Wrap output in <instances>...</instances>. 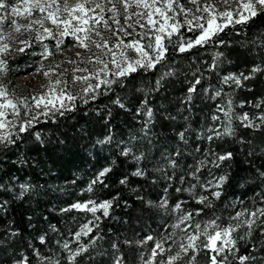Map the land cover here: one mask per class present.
Instances as JSON below:
<instances>
[{
  "label": "trees",
  "instance_id": "1",
  "mask_svg": "<svg viewBox=\"0 0 264 264\" xmlns=\"http://www.w3.org/2000/svg\"><path fill=\"white\" fill-rule=\"evenodd\" d=\"M20 1L6 3L15 6ZM178 24L181 27L171 39L182 34L185 46L201 34L184 20ZM221 26L223 30L203 45L185 52L170 46L155 68L111 79H122L123 84H103L83 93L87 103L81 93H75L73 111L40 119L19 135V125L11 128L8 136L14 143L0 145V264H40L41 257L45 264L48 260L71 264L69 253L61 247L65 241L70 250L95 241L76 257V264H116L120 258L123 264H143L141 257L148 260L154 245L149 241L140 246L137 241L148 235L159 239L186 227L192 230L191 221L180 229L170 227L176 214L157 206L164 198L169 209L180 203L187 212L196 213L194 221L202 226L210 220L222 227L240 224L231 234L236 245L225 250L224 264H240L243 256L253 258L245 264H264V216L258 212L264 209V120L260 119L264 115V11L259 9L246 22ZM163 37L167 43V35ZM26 59L25 53L12 59L7 75L25 67ZM255 68L261 70L253 72ZM166 72L173 75L161 79ZM227 76L240 78V83L224 82ZM192 87L196 91L190 92ZM227 153L232 159H216ZM106 167L112 169L103 178L107 186L97 184L93 192L84 191ZM137 170L144 175L134 176ZM221 176L227 180L214 188L209 182L219 183ZM122 179L127 184H121ZM190 190L208 196L212 206L197 204ZM214 191L222 196H212ZM89 198L97 203L111 200L113 205L108 217L97 212L99 229L77 241L75 233L85 222V213L61 210ZM243 210L257 215L242 216L239 222L232 219ZM87 217L92 219L91 213ZM245 219L254 221L251 227L243 223ZM180 240L177 233L170 236L165 248L171 246L175 252L173 241ZM193 255L198 264H211L212 256L223 261V255L209 247Z\"/></svg>",
  "mask_w": 264,
  "mask_h": 264
},
{
  "label": "snow or ice",
  "instance_id": "2",
  "mask_svg": "<svg viewBox=\"0 0 264 264\" xmlns=\"http://www.w3.org/2000/svg\"><path fill=\"white\" fill-rule=\"evenodd\" d=\"M111 2V0H110ZM116 3H122L125 8L133 6V4L136 7H149V0H131V3H125L124 0H115ZM159 0H153V3H158ZM166 7L169 11L173 10L174 6L179 5V0H164ZM190 2L194 5H199L200 0H190ZM228 0H225V3H227ZM236 2L239 4V9L237 10L236 14L240 16V20L237 21L239 22H246L249 17H255L258 15V10L257 6L260 7V11H264V0H236ZM62 10L68 14V18H63L62 23L57 21V15L56 13H59L61 11V7H55L52 11H49L48 16L45 19H50L53 24L56 25V30L59 32L60 37H64L66 34L69 32L72 33L73 39H77V33L81 30L88 32L91 31L92 29H85L83 28V25L88 24V19L84 18L80 20V27H77L73 25L71 28H69V25L72 24V20L78 17H74V13H85L86 15V4L89 3V0H60ZM26 5H31V8L36 9L39 12H44L46 8L50 7L48 5L47 0H44L42 3V0H25ZM57 0H52V5H56ZM97 8L103 9V5L101 4H96L95 5ZM11 9V13L14 15L19 14V5H10L6 3V0H0V11H7L8 9ZM114 13L116 11L115 9V4H113V8L111 9ZM181 11H185L183 8L180 9ZM204 11H208L207 8L203 9ZM242 10V11H241ZM25 11L30 12V8H26ZM157 12H159L160 16L167 22L169 17L165 14L164 11L160 10L159 8L156 9ZM247 12L248 16H244L242 13ZM137 15L143 16V13H138ZM151 13H148V19L149 22H152L151 20ZM219 15L223 16L225 19L231 20V17L233 15L232 12H222ZM3 17H0V28L3 27ZM113 19L115 20V15L113 16ZM201 19V17H196L194 16L193 21H188L189 24L193 22H198ZM118 22V21H117ZM12 24H15L16 22L13 20L11 21ZM33 24H40L41 27H44V20H34L32 21ZM207 27H205L204 24H199L197 23V27L201 30V34L196 35L194 40H188L186 42V47H185V42L183 41V36L182 34L177 40L171 39L172 32H177L179 28L181 27L180 24H162L159 29L157 30L158 33H165L167 32V43L164 42L165 37L158 35V34H153L154 35V41L152 38V35H149V33H144L143 38L145 39V44L141 46L140 41L136 40L135 42L132 43H127L124 44L123 41L118 43L116 47H120L121 44L129 50H131L134 53H138V56H131L126 52H121L120 55L123 58L121 61H117L115 57H113L112 63H115L117 66L118 71L115 73H111L112 75L118 76V77H126L129 74L137 72L138 69H143L144 71L151 70L156 67L157 64L161 63V61L164 59L165 54L168 51V48L171 46L172 48H179L180 52H185L188 49H191L194 46L198 45H203L209 41V38L216 35L217 32L222 31L223 28L221 25L216 23L215 17L209 18L207 20ZM24 28H30L31 24L24 25ZM105 27H107V22L105 21ZM131 27V26H130ZM21 26H16L14 28V31L19 32ZM171 29V31H167L168 29ZM191 30V29H190ZM45 32L49 34V36H55L56 32H54L52 29L45 28ZM97 36H100V32H96ZM126 35H131V33H126ZM37 39H40L38 36ZM85 39H90V37L85 36L84 39L80 40V47L87 48L88 45L84 43ZM63 43V40L60 39L57 41V49L59 50V45ZM96 48L103 50V48L106 46L105 44L102 43H97L95 41L92 42ZM45 48V53H42V55H51V53L47 52V45H44ZM146 49H151L154 53L155 56L150 55ZM8 45L3 44L0 46V53H6L8 51ZM19 51H23V49H19ZM110 51V50H109ZM71 62V61H70ZM91 62V61H88ZM95 64H102L103 67L99 70L101 72H104L105 75L110 74V70L108 69V64L105 63L100 56H96L95 58ZM7 64L3 60H0V71H6L7 70ZM261 69L255 68L253 69V72L260 71ZM77 71L80 72H88L89 69L87 68H79L77 67ZM45 75H49V73L45 72ZM97 78L99 76V72L94 74ZM173 75L172 72H166L162 75L161 79H163L166 76H171ZM250 77H243V79H249ZM224 82H227L228 80H232L234 83L239 84L240 83V78L234 77V76H227L224 77ZM89 77L87 76H77L74 78L75 81H80L86 86L81 89V100L84 103H87V99L83 97V93H88V92H94L95 89L98 87L96 84H90L88 83ZM66 84L67 82L65 81H54L51 84L50 91L51 92H56L57 91V85L59 84ZM101 84H107L109 87L114 84V83H120L123 84V80H101ZM160 81H157V84H159ZM197 84H199V81H196ZM190 92L196 91L195 87H192L189 89ZM219 91L216 92V95H219ZM0 98H5L6 103H0V108L3 109H12V112L15 116H20V110L17 106L16 103L13 102L12 99H7V92L6 89H0ZM64 98L69 101V103H64ZM76 95L72 93H67L65 94L64 90L61 88L59 90V95L55 96L53 99H48L47 98V93L44 96H41L39 98H34L36 99V107L39 108L41 104H43V109L39 113H35L31 116L30 119L21 120L19 123L17 135L19 133L23 132H29L30 128L32 127V124L34 121H38L39 117L41 115L47 117L48 119H52L53 117L56 116L57 113H59L61 116L64 115V111H73L74 110V104L71 102L76 99ZM95 97H89V99H94ZM189 100L191 97L189 96ZM46 101V102H45ZM21 103H24L23 101ZM57 103H59V107H57ZM115 103L120 104V107H124L123 104L120 103L119 100H116ZM51 106V107H49ZM25 108L27 111H31V107L28 106L25 103ZM61 109H64V111H61ZM147 115L151 117L152 113L151 110L147 112ZM225 115H228V113H225ZM5 113L0 111V117H4ZM213 119H218V117H213ZM242 120L247 119V116L245 115L244 117H241ZM261 120H264V117L260 118ZM7 123H14V122H7ZM5 126V122L0 121V128H3ZM248 126H251L250 124ZM209 131H212L209 129ZM36 138L39 140L40 139V134L37 132L35 133ZM181 139L184 138L183 133L180 134ZM210 140L211 137H208ZM0 141L5 142V146L8 144L14 143V141L10 138V136L4 135L0 136ZM122 155L127 156L128 151H123L121 153ZM137 161L141 159V157H136ZM216 159L220 162L227 161L232 159V154L227 153L225 155H219L216 157ZM202 165L205 164V161L200 162ZM171 167H176L175 162H171ZM216 167H219L220 164L216 163ZM112 169L111 167H106L103 168L101 171H99L96 175V177L90 181L88 187L84 190L88 193L93 192V186L97 184H101L104 186H107L104 181V177L107 176V174L111 173ZM134 176H143L144 172L141 170H137L133 173ZM195 175V174H194ZM227 180V176H221L219 177V183H213L214 188H219L225 181ZM75 183V181H73ZM121 184H127V179H122L120 181ZM24 187V186H22ZM179 191V189H177ZM190 194L196 199V203L200 205H204L205 207H211L212 204L209 200L208 196L205 195H199L194 191L190 190ZM212 196H215L217 199H219L222 196L221 191H214L211 192ZM149 205H151V202H148ZM113 201L111 200H106L100 203H97L95 200L89 198L86 202H76L73 203L69 208H64L61 211L62 212H71L73 209L84 212L85 217H84V223L80 226L79 231L75 233V239L78 241L81 236L88 235L89 233H93L94 228L99 229V223L98 221L101 220V216L97 215V212L99 211L102 213V216L108 217L109 216V209L112 208ZM159 208L164 209L165 212L169 215L175 213V223L170 225L171 228L173 229H180L181 225L187 223V222H192V229L193 231L189 233L187 229H183L185 235L184 237L179 241H173V244L176 245V251H172V247L165 248V245L168 243L169 237H174L176 233L173 231L169 233L168 235H162L160 236L159 239H156L152 235H148L146 239H142L140 241H137V244L140 246H143L147 244L149 241H151L154 245V247L149 249V258L148 260H144L143 257H141V260L143 264H177L178 261L182 260L184 257L186 259L183 260V264H198L196 261L195 255L193 253H197L204 247H211V250L213 252L220 253L223 255V261H219L216 256L210 257V262L211 264H224V262L227 261V255L225 254V250L223 247H218L217 242L222 239V237H228V239L223 240L224 245H231V248H235L236 241L232 238V232L235 231L236 227H239L240 224L237 223L236 225H229L228 227H222L219 225L216 220H210L207 221L201 225L199 221H194V215L196 213L193 212H187L184 208H182L180 203L175 204V206L172 209L168 208V200L167 198H164L160 201L159 205H157ZM259 214L261 216H264V209H259L258 210ZM87 213H91L92 219H88ZM251 215L255 217L257 213H248L247 210H243L239 213H237L236 216L232 217L233 220L240 221V218L242 216H247ZM244 224H248L249 227H251L252 223L254 221H249L245 219L243 221ZM264 223V221H262ZM211 229V231H210ZM55 231V229H53ZM203 237V239H202ZM99 239H103V237H99ZM41 243H44V237H40ZM186 241V242H185ZM199 241V243H197ZM95 245V241H92V243L86 247L84 245H80L77 247L75 250H70L68 243L65 241L61 247L69 253L68 259L71 262V264H76V257L81 255L83 252H87L89 247H92ZM231 248L229 251H231ZM37 255H39L37 253ZM252 257L249 256H243L240 257V264H245L246 261L252 260ZM40 264H45V260L43 257H41ZM47 264H59V261L57 260H48ZM116 264H123V258H120L119 260L116 261Z\"/></svg>",
  "mask_w": 264,
  "mask_h": 264
},
{
  "label": "rangeland",
  "instance_id": "3",
  "mask_svg": "<svg viewBox=\"0 0 264 264\" xmlns=\"http://www.w3.org/2000/svg\"><path fill=\"white\" fill-rule=\"evenodd\" d=\"M43 2L44 0H42ZM124 2L131 3V0H124ZM47 3L50 7L46 8L44 12H39L31 8V5H26L25 0L17 3L19 5L18 15L12 14L10 8L6 12L0 11V17L4 18L3 27L0 28V46L7 44L9 49L6 53H0V60L6 62L8 66L6 71H0V89H6L7 99H12L17 104L21 113L20 116H15L12 109L0 108V111L5 113L4 117H0V121L5 122V126L0 128V136H8L11 128L19 125L22 119L26 121L33 114L42 111L43 104L37 108L35 106L36 99L34 98H39L47 93V98L53 99L59 95L61 88L65 94L81 93V89L86 85L80 81L74 82V78L77 76L89 77L88 83L98 85L97 88L103 85L100 83L101 80H111L118 77L111 74L118 71L116 64L112 63L113 57L117 61H121L123 59L120 55L122 51L131 56H138V53L125 48L123 44L120 47H116L121 41L127 44L139 40L141 46H143L145 40L144 42L140 40L141 38L143 39L142 34L149 33V35H152L154 41L153 34L167 35V32H157L162 24H178L179 20H184L188 23V21L194 20V16L201 17V19L198 22L188 23L192 27H197V23L204 24L207 27V20L212 17H215L217 24L223 26L240 20V16L236 14L240 7L236 0H228L227 3H225V0H200L199 5L192 4L190 0H179V5L174 6L171 11L167 9L164 0H159L158 3H153V0H149L150 6L147 8L143 6L136 7L134 4L131 7L125 8L122 3H116L115 0H111V2L110 0H89V3L86 4V15L85 13H74L73 16L78 18L72 20L69 28L73 25L80 27V20L86 18L88 19V24L83 25V28L92 30L88 32L81 30L76 34L78 38L73 39L71 32L64 37H60L59 32L56 30V25L50 19H45L49 11H52L55 7H61V11L56 13L58 22L62 23L63 18H68V14L62 10L60 0H57L56 5H52V0H47ZM96 4L103 5V9L97 8ZM113 4H115V13L111 10ZM26 8H30V12L25 11ZM157 8L164 11L169 17L167 22L156 11ZM181 8L185 11H181ZM204 8H207L208 11H204ZM259 9L260 7L257 6V10ZM225 11L233 13L231 20L219 15ZM138 13H143V16L137 15ZM148 13L152 14V22H149ZM242 14L246 17L248 16L247 12H243ZM114 15L115 20L113 19ZM41 19L44 20V27H41L38 23H32L34 20ZM13 20L16 22L15 24L11 23ZM105 21L107 22V27H105ZM28 24H31L30 28L26 29L23 27ZM16 26H21L19 32L14 31ZM45 28L52 29L56 32V35L49 36L44 31ZM97 31L100 32V36L96 35ZM167 31H171V29L169 28ZM126 33H131V35H126ZM174 33L176 32H172V34ZM38 36L40 39H37ZM85 36L90 37V39L84 40V43L88 45L87 48L80 47V40L84 39ZM60 39L63 40V43L59 45L58 50L57 41ZM93 41L105 44L106 46L103 50L98 49L92 43ZM44 45L48 46L47 52L51 53V55H42V53H45ZM19 49H23V51H19ZM146 51L148 50L146 49ZM22 53L27 55L25 67L14 68V72L7 75L10 61ZM150 55L155 56V53L152 52ZM96 56H100L108 64L110 74L105 75L104 72L99 71L103 65L95 64ZM77 67L87 68L89 71L86 73L80 72L77 71ZM45 72L49 73V75H45ZM97 72H99L98 78L94 75ZM58 80L67 83L57 85V91L51 92L49 90L51 84ZM22 101L24 103H21ZM0 103H6V99L0 98ZM25 103L31 107V111H27ZM64 103L67 104L69 101L64 98ZM57 107H59V103H57ZM63 110L61 109V111ZM43 118L45 116L41 115L38 120ZM3 142L0 141V145ZM183 229H187V227ZM183 229L175 231L180 239L185 235ZM187 231L191 233L193 229ZM226 239L228 237H222L217 242V246L223 247L224 250L229 248L231 245L223 244V240ZM209 248L211 249V247ZM14 264H19V262Z\"/></svg>",
  "mask_w": 264,
  "mask_h": 264
}]
</instances>
